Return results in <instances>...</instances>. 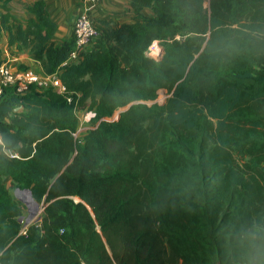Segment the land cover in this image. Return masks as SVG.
<instances>
[{"label":"trees","instance_id":"1","mask_svg":"<svg viewBox=\"0 0 264 264\" xmlns=\"http://www.w3.org/2000/svg\"><path fill=\"white\" fill-rule=\"evenodd\" d=\"M10 1V45L66 93L3 89L0 264H264V0H131L152 15L65 67L45 3L21 23ZM16 190L43 207L23 231Z\"/></svg>","mask_w":264,"mask_h":264},{"label":"crops","instance_id":"2","mask_svg":"<svg viewBox=\"0 0 264 264\" xmlns=\"http://www.w3.org/2000/svg\"><path fill=\"white\" fill-rule=\"evenodd\" d=\"M34 0H11L7 4V10L10 16L18 22L23 23L31 14L27 12V7L32 5ZM45 3V9L48 18L56 24V30L51 38L52 43L60 44L63 40L68 39L72 35V24L75 18L82 12L84 8V0H42ZM131 0H102L93 14V21L100 28L103 22H109L110 26L126 24L133 21L134 17H149L152 15L150 9H143L136 14L130 7ZM4 0H0V16L5 14L2 9ZM10 19V18H9ZM11 28V30H9ZM10 31L15 34L17 31V23H13L10 19L5 28L0 24V58L3 63L11 66L12 70L19 72L23 69H29L40 76H46L38 63L33 61L27 50L19 51L16 44L9 43ZM19 108L17 111H21ZM4 184L10 185L11 179L5 177ZM31 208L34 204L28 201ZM23 217H25L23 215ZM33 223L28 224L31 225ZM28 226H22L26 229Z\"/></svg>","mask_w":264,"mask_h":264},{"label":"built area","instance_id":"3","mask_svg":"<svg viewBox=\"0 0 264 264\" xmlns=\"http://www.w3.org/2000/svg\"><path fill=\"white\" fill-rule=\"evenodd\" d=\"M84 8L82 12L75 18L72 24V35L74 41L73 48L69 51L67 59L62 63V67L67 65L76 64L83 59V56L88 52L94 42L99 39L101 31L93 21V14L96 11L99 3L102 0H84ZM155 45L158 46L157 42H153L149 48L148 55L155 57L159 51L157 49L154 54ZM13 87L15 92L19 95L24 94L29 87H33L37 91H45L51 89L56 93L65 94L66 89L62 85L59 73L56 72L52 75L40 76L29 69H23L19 72L12 70L11 66L7 63L0 64V97L3 89ZM67 102H71V99L67 97ZM85 111H78L79 113ZM94 112H85L86 121L91 120L94 117ZM115 118V116H114ZM87 126H83L82 122L78 124L76 132L73 134L74 138L78 136L81 131L89 130ZM2 144L0 136V145ZM4 156L7 159L18 158V155L10 150L2 149ZM24 217L20 220L23 222ZM30 223H25L24 226H28ZM24 229H22L23 231Z\"/></svg>","mask_w":264,"mask_h":264},{"label":"rangeland","instance_id":"4","mask_svg":"<svg viewBox=\"0 0 264 264\" xmlns=\"http://www.w3.org/2000/svg\"><path fill=\"white\" fill-rule=\"evenodd\" d=\"M207 6V4H206ZM159 47V45H158ZM168 97L167 93L165 91H161L159 93V97L156 100L157 103H162L164 102V100ZM82 122L83 126H87L88 128H90L91 124H90V120L86 121L85 119V112L79 113L78 114V124ZM87 131V130H86ZM86 131H81L78 136L76 137L77 141L79 144H82V137L83 135L86 133ZM17 199L23 204V215L25 216L23 219V222L21 223V225L23 226L25 223H27L28 221L30 223H35L38 222L41 218L42 215V210L43 207L41 204H38L37 207L34 206V208H31L28 204V200L25 194L18 192L17 193Z\"/></svg>","mask_w":264,"mask_h":264},{"label":"water","instance_id":"5","mask_svg":"<svg viewBox=\"0 0 264 264\" xmlns=\"http://www.w3.org/2000/svg\"><path fill=\"white\" fill-rule=\"evenodd\" d=\"M117 116H118V113H116L115 118H117ZM115 118H114V119H115ZM18 192L25 194L26 197H27V200H28L29 202H31L32 204H34L35 207L38 206V204H37L36 202H34L32 196H31V193H30L29 191H26V190H25V191H17V190H16V191H15V195H16V197H18V196H17V193H18ZM21 219H22V218H21ZM21 219H20V220H21ZM27 223H30V222L28 221Z\"/></svg>","mask_w":264,"mask_h":264},{"label":"bare ground","instance_id":"6","mask_svg":"<svg viewBox=\"0 0 264 264\" xmlns=\"http://www.w3.org/2000/svg\"><path fill=\"white\" fill-rule=\"evenodd\" d=\"M157 49H159V47L155 45V50L153 51L154 54L156 53Z\"/></svg>","mask_w":264,"mask_h":264}]
</instances>
